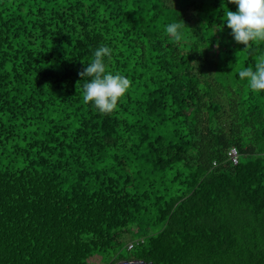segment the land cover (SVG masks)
Instances as JSON below:
<instances>
[{
	"label": "trees",
	"instance_id": "obj_1",
	"mask_svg": "<svg viewBox=\"0 0 264 264\" xmlns=\"http://www.w3.org/2000/svg\"><path fill=\"white\" fill-rule=\"evenodd\" d=\"M228 9L0 0V264H264V91L239 77L264 41ZM101 45L131 82L108 114L78 75Z\"/></svg>",
	"mask_w": 264,
	"mask_h": 264
},
{
	"label": "clouds",
	"instance_id": "obj_2",
	"mask_svg": "<svg viewBox=\"0 0 264 264\" xmlns=\"http://www.w3.org/2000/svg\"><path fill=\"white\" fill-rule=\"evenodd\" d=\"M237 6L236 11L225 12V23L231 29V35L237 44L245 49L253 41H264V0H229ZM187 26L181 19L165 26V33L175 42L182 39V30ZM112 49L101 45L94 52L93 59L85 64L78 75L85 80L83 85V102L92 103L101 114L111 113L118 105L119 99L131 86L130 80L119 74L106 70L105 57L111 59ZM241 80L247 79L253 91H264V56H260L253 68L239 72ZM80 80V81H81ZM80 81L77 82V88Z\"/></svg>",
	"mask_w": 264,
	"mask_h": 264
},
{
	"label": "built area",
	"instance_id": "obj_3",
	"mask_svg": "<svg viewBox=\"0 0 264 264\" xmlns=\"http://www.w3.org/2000/svg\"><path fill=\"white\" fill-rule=\"evenodd\" d=\"M230 161L233 163V164H236L238 162V158H237V151L235 148H231L228 153H227Z\"/></svg>",
	"mask_w": 264,
	"mask_h": 264
},
{
	"label": "water",
	"instance_id": "obj_4",
	"mask_svg": "<svg viewBox=\"0 0 264 264\" xmlns=\"http://www.w3.org/2000/svg\"><path fill=\"white\" fill-rule=\"evenodd\" d=\"M117 264H152L151 262H144L143 260H133V261H120Z\"/></svg>",
	"mask_w": 264,
	"mask_h": 264
},
{
	"label": "rangeland",
	"instance_id": "obj_5",
	"mask_svg": "<svg viewBox=\"0 0 264 264\" xmlns=\"http://www.w3.org/2000/svg\"><path fill=\"white\" fill-rule=\"evenodd\" d=\"M128 247H130V245L128 246ZM92 261L94 262V263H97L98 262V260L97 259H92Z\"/></svg>",
	"mask_w": 264,
	"mask_h": 264
}]
</instances>
